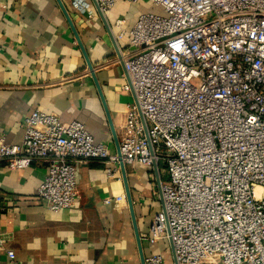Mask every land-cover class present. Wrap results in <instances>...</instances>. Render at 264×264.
<instances>
[{
  "label": "built area",
  "instance_id": "2783aa9c",
  "mask_svg": "<svg viewBox=\"0 0 264 264\" xmlns=\"http://www.w3.org/2000/svg\"><path fill=\"white\" fill-rule=\"evenodd\" d=\"M147 1L130 29L124 20L114 24L116 42L128 39L118 47L138 101L127 109L121 156L83 123L37 110L21 144L0 136V164L12 171L45 164L37 196L52 212L77 202L78 164L99 162L113 179L121 163L163 164L152 242L172 239L179 264H264V0ZM96 2L106 17L118 0ZM73 5L90 10L92 0ZM123 90L131 93L128 82ZM6 244L0 234V251L18 264ZM146 264L169 262L157 253Z\"/></svg>",
  "mask_w": 264,
  "mask_h": 264
},
{
  "label": "crops",
  "instance_id": "0c3cea01",
  "mask_svg": "<svg viewBox=\"0 0 264 264\" xmlns=\"http://www.w3.org/2000/svg\"><path fill=\"white\" fill-rule=\"evenodd\" d=\"M61 1L94 68L119 139L134 100L123 90L125 55L113 44L119 32L114 24L124 20L130 29L150 7L132 12L133 4L118 0L104 21L93 2L90 10H78L73 0ZM118 44L125 47L128 39ZM37 110L66 123H83L97 143L117 153L86 59L57 1L0 0V136L21 144L23 124ZM162 166L159 176L165 182ZM125 171L145 259L157 253L170 256V242L149 239L152 219L163 207L154 168L133 164L125 165ZM47 172L43 163L23 171L0 164V234L18 264H142L121 170L120 179H113L99 162L78 164L77 202L60 212L48 210L37 196ZM0 264H13L6 252L0 251Z\"/></svg>",
  "mask_w": 264,
  "mask_h": 264
},
{
  "label": "water",
  "instance_id": "95a60500",
  "mask_svg": "<svg viewBox=\"0 0 264 264\" xmlns=\"http://www.w3.org/2000/svg\"><path fill=\"white\" fill-rule=\"evenodd\" d=\"M56 1H57L58 5L60 6V8H61V10H62V12H63L68 24H69V26L71 27V29H72V31H73L76 39H77L78 45L80 46V48L82 50V53H83V55H84V57L86 59L88 68L90 70L91 76H92V78H93V80L95 82V85L97 87V91L99 93V96H100V99H101V102H102L106 117L108 119L111 131H112V135H113V139H114L117 155L120 157L121 153H120L119 139L117 137V134H116V131H115V128H114V125H113V121H112V118H111V114H110V111L108 109L105 97L103 95V92H102L101 86L99 84L98 78L96 76V73L94 71V68H93V66H92V64H91V62L89 60V57L87 55V52L85 51V48L83 47V44H82V42H81V40L79 38V35H78V33H77L76 29H75V26H74V24H73V22L71 20V17H70V15L68 13V10L66 9V7L64 6V4H63V2L61 0H56ZM92 2L94 4V6L96 7V9H97L100 17L102 18V20L105 21V16L102 14V12H101V10L99 8V5L96 2V0H92ZM105 25H106L107 29L109 30L108 25L107 24H105ZM112 38H113L112 40H113V44L115 46V49L119 53L120 51H119L118 43L116 42L114 37H112ZM136 50H137V48H132L131 49V51H136ZM126 79H127L128 84L131 87V93H132V96H133L134 103L138 106L137 97H136V94H135V92H134V90L132 88V85H131V82H130V78H129L127 72H126ZM140 118H141V121H142L143 126H144L146 137H147V139H148V141L150 143V140H149V137H148L147 125L145 123V119H144V117H143L141 112H140ZM120 167H121L122 177H123V181H124V185H125V193H126V197H127V201H128V205H129L131 219H132V223H133V227H134V231H135V235H136V239H137L138 249H139L140 258H141V263L142 264H146V259H145L144 254H143V249H142V244H141V238H140L139 231H138L137 220H136V215H135V210H134V204H133V200H132L131 190H130V187H129V183H128V179H127V175H126V171H125V165L123 163H121ZM153 168H154V172H155V175H156L157 185H158V189H159V193H160V199H161L162 206H163L164 202H163L162 189H161L162 181H161L160 176H159L158 165L156 163H154ZM169 235H170V231H169ZM169 242H170L173 262H174V264H179L178 261H177V258H176V253H175V249H174V245H173L172 239H170Z\"/></svg>",
  "mask_w": 264,
  "mask_h": 264
},
{
  "label": "rangeland",
  "instance_id": "374dc122",
  "mask_svg": "<svg viewBox=\"0 0 264 264\" xmlns=\"http://www.w3.org/2000/svg\"><path fill=\"white\" fill-rule=\"evenodd\" d=\"M147 6H150V3L147 1V0H143L140 4H138V5H132L131 7H133L134 9V11H132V12H136L138 9H137V7H139L141 10H144L143 8H145V7H147ZM157 12H159V11H157ZM129 44V43H128ZM166 257H167V259H168V262H169V264L171 263V256H169L168 254H166Z\"/></svg>",
  "mask_w": 264,
  "mask_h": 264
},
{
  "label": "trees",
  "instance_id": "16d2710c",
  "mask_svg": "<svg viewBox=\"0 0 264 264\" xmlns=\"http://www.w3.org/2000/svg\"><path fill=\"white\" fill-rule=\"evenodd\" d=\"M162 168H163V170L166 172V166H165V165H163V166H162Z\"/></svg>",
  "mask_w": 264,
  "mask_h": 264
}]
</instances>
